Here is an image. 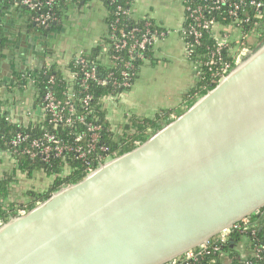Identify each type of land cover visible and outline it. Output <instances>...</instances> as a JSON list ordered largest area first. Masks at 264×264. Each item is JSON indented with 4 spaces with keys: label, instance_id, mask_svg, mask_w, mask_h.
Instances as JSON below:
<instances>
[{
    "label": "water",
    "instance_id": "water-1",
    "mask_svg": "<svg viewBox=\"0 0 264 264\" xmlns=\"http://www.w3.org/2000/svg\"><path fill=\"white\" fill-rule=\"evenodd\" d=\"M263 208L264 41L133 149L3 221L0 264H164Z\"/></svg>",
    "mask_w": 264,
    "mask_h": 264
},
{
    "label": "crops",
    "instance_id": "crops-1",
    "mask_svg": "<svg viewBox=\"0 0 264 264\" xmlns=\"http://www.w3.org/2000/svg\"><path fill=\"white\" fill-rule=\"evenodd\" d=\"M16 2L0 0V36L3 40L0 53V109L11 123L28 127L42 120V106L36 89L28 79H25L23 86L15 85L17 74L27 72L35 77L34 69L48 68L54 64L64 70L75 54L91 49L107 35V12L98 1L71 4L63 12L58 26L45 37L35 31L29 14ZM129 14L134 20L150 21L156 36L151 58L141 66L133 84L116 100L106 101L108 121L124 122L126 116L153 118L156 111L164 112L166 116L181 113L186 94L196 83L193 67L184 54L182 29L185 11L182 1L132 0ZM15 168L12 157L0 151V180ZM43 183L33 182L18 172L10 181V186L18 189L13 199L30 200L26 191L34 184L44 186ZM256 218L257 229L261 223L264 226V208ZM259 233L264 240V231ZM244 247V244L238 246L241 254L246 251Z\"/></svg>",
    "mask_w": 264,
    "mask_h": 264
},
{
    "label": "built area",
    "instance_id": "built-area-1",
    "mask_svg": "<svg viewBox=\"0 0 264 264\" xmlns=\"http://www.w3.org/2000/svg\"><path fill=\"white\" fill-rule=\"evenodd\" d=\"M56 1L58 0H22L21 3L31 11L47 7L46 12L31 18L33 23L47 27L50 21H54L53 15L49 10ZM181 1L185 11V21H188L187 27L182 29L185 58L188 61L191 60L194 48L202 45V38L205 35L206 39L212 42L206 60L190 61L196 84L204 81L201 86L203 88L206 87L205 84L215 85L218 83L233 67L238 65L255 49L264 38V0H197L195 1L196 4H192V0ZM240 12H243L245 16L239 17ZM118 14L130 17L129 8L122 9L118 5ZM218 18L221 20L230 18L231 22L222 25L217 20ZM119 21L120 17L117 16L109 25L107 38L110 42L108 45L102 46V53L105 54V59H109L113 63L121 60L120 55H118L119 52H125L126 58L121 60L118 78L113 77L110 73L108 78L99 79L94 67L90 69L81 68L80 72L65 70L63 76L66 77L69 83L63 91V98L57 97L52 89H48L41 97L43 117L39 123L46 122L53 127L63 125L64 127L72 128L75 127L73 126L74 122H78L82 124L83 129H70L68 135L71 138L69 140H63L55 132L43 131L41 135L33 138L28 145L21 148V154H25L30 158L39 156L43 161H49L50 159L59 158L63 154L71 153L75 160L83 164L84 176L111 158L108 154V146L99 143L101 126L93 122H86L84 117L77 113L76 105L80 103L85 108L92 99V95L88 91L89 81L101 86L109 84L116 89L129 88L131 86L132 61L143 59V51L147 49L148 45L153 44L156 31L150 21L145 20L142 29L134 28L127 32L118 33L116 24ZM111 52L112 55L109 54ZM83 54L82 51L75 54L73 57L75 63L85 64L86 60ZM22 76L28 79L31 85L34 84L32 75L23 72ZM55 78L54 75H48L50 87L54 85ZM76 79H79L80 90L78 92L82 95L79 98H77L76 93L73 92L70 86ZM122 92L116 95L110 93L104 98V101H114ZM193 95H197L196 92ZM159 116L161 115L159 114ZM176 116L175 113H171L168 118L174 119ZM6 120L9 121V117H6ZM148 132H151V129H148ZM27 137L17 132L11 144L18 146ZM139 143V141H135V145ZM26 211L27 209L21 207L17 209L15 214L22 215ZM2 223L3 221L0 220V225ZM233 233L248 234L252 240H255L251 248L254 257L261 259L264 256V245H261L256 240L258 233L257 223L252 221L251 218H243L232 227L222 230L207 243L190 249L164 264H195L200 262L205 257L219 253L222 247L231 240ZM245 264L256 263L247 261Z\"/></svg>",
    "mask_w": 264,
    "mask_h": 264
},
{
    "label": "trees",
    "instance_id": "trees-1",
    "mask_svg": "<svg viewBox=\"0 0 264 264\" xmlns=\"http://www.w3.org/2000/svg\"><path fill=\"white\" fill-rule=\"evenodd\" d=\"M21 1L22 0H17L16 4L29 14L31 21L32 16L47 11V7H42L39 10L31 11L22 5ZM91 1H98L104 6L107 12L106 23L108 29L109 25L117 16L120 17V21L116 24L118 33L127 32L134 28L142 29L144 27L145 20L137 21L130 17H124L119 14L117 15V6L119 5L122 9H128L132 0H58L49 10V12L53 15L54 21H50L47 27H43L35 23L33 27L36 32L46 37L52 29L58 26L62 19L63 12H65V10H67L71 4L80 5ZM195 1L197 0H192V4H196ZM242 16L244 17L245 15H243V12H240L239 17L242 18ZM217 20L220 21L222 25L229 24L231 22L230 18L224 20L218 18ZM187 24L188 21H185V28L187 27ZM262 41H264V38ZM109 42L110 41L106 35L101 39V41L97 42L94 47L87 51L85 50L83 52V57L86 60L85 64L75 63L74 59H72L69 61V63H67V65H65L64 70H61V68H59V66L56 64L51 65L48 68L43 67L41 69H34L35 71L33 70L32 72L35 73L33 74L35 77L34 84H32V86L36 89L39 101L41 102V97L48 89H52L57 97L63 98V91L65 90L66 85L69 83L67 82L68 80L66 77L63 76V72H65V70L80 72L81 68L90 69L91 67H94L99 79L108 78L110 73L113 77H117L121 60L122 58H126V54L125 52H119L118 55H120L121 60L115 61L114 63L109 59H105V54L102 53V46L108 45ZM2 44L3 40L0 36V53ZM211 46L212 42L206 39L205 35L202 38V45L194 48V52L191 55L190 61L196 62L206 60ZM151 50L152 44L148 45L147 49L143 51V59H136L132 61L133 68L131 70V85L136 80L141 66L146 60L151 58ZM109 54L112 55V52ZM22 74L23 72H19L17 74V82L15 85H25V78L22 76ZM48 75H54L56 77L55 83L52 87H50L48 83ZM203 83L204 81L197 82V84L186 94L183 111L187 109L197 97L201 96L208 89L214 86L205 84L206 87L203 88L201 87ZM88 84V91L92 95V99L85 108L82 106V104L78 103L76 105L77 113L82 115L86 122H93L101 126L99 143L108 146V154L111 158L133 149L136 146L135 141L143 142L154 131L172 120L168 118L164 112H159L153 118L126 116L124 122L110 123L106 117V105L104 98L110 93L112 95H116L127 90L128 88L116 89L109 84L101 86L93 81H89ZM70 86L73 92L76 93L77 98L82 96L78 92L80 90L79 79L74 80ZM195 92L197 95H193ZM159 114L161 116H159ZM73 126L75 127L69 128L68 126L64 127L63 125L53 127L49 123L44 122L28 127H21L11 123L10 121H7L6 113L0 109V151L7 152L14 160L16 166L12 172H9V174L0 180V220H7L9 216L16 213L18 208L23 207L29 210L35 205L36 202H41L55 190H58L62 186L75 183L84 177L83 164L80 161L75 160L71 153L63 154L61 157L50 159L49 161H43L39 156L30 158L29 156L20 153V150L23 146L28 145L30 140L41 135L43 131L55 132L63 140H69L71 138L68 135L70 129H83L82 124L78 122H74ZM148 129H151V132H148ZM17 132H20L28 137L18 146H13L11 142ZM18 172L24 174L27 179H31L33 182H39L40 184L46 182V184L43 183L44 186L38 185L37 187L35 184L31 186V188L26 191L30 198V200L26 202L13 199L17 195L18 189L11 187L10 181L12 176H15ZM251 220L256 222L257 218L252 216ZM241 238L244 240L242 241ZM256 238V240H258L261 245H264V240L262 239L259 232L257 233ZM253 241L255 242V240H252L248 234L240 235L233 233L231 235V240L222 247L219 253L213 256L205 257L203 260L196 262L195 264H245L247 261H251L256 264H264V256L261 259H257L254 257L253 252L251 251ZM238 244L245 245V253L241 254V252L238 250Z\"/></svg>",
    "mask_w": 264,
    "mask_h": 264
},
{
    "label": "rangeland",
    "instance_id": "rangeland-1",
    "mask_svg": "<svg viewBox=\"0 0 264 264\" xmlns=\"http://www.w3.org/2000/svg\"><path fill=\"white\" fill-rule=\"evenodd\" d=\"M54 36H56V37H57V35H54ZM78 44H79V43H78ZM81 44H82V42H81ZM195 85H196V83L194 84V86H195ZM194 86H193V87H194ZM105 104H106V101H105ZM174 111H175V110H174ZM157 113H159V111H156V112H155V114H157ZM155 114H154L153 116H155ZM241 240L243 241L244 239H243V238H241ZM238 245H239V244H238Z\"/></svg>",
    "mask_w": 264,
    "mask_h": 264
}]
</instances>
